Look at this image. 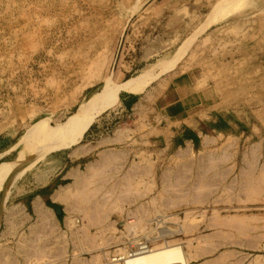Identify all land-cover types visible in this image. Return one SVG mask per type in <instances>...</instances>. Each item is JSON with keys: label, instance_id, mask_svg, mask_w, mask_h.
<instances>
[{"label": "rangeland", "instance_id": "1", "mask_svg": "<svg viewBox=\"0 0 264 264\" xmlns=\"http://www.w3.org/2000/svg\"><path fill=\"white\" fill-rule=\"evenodd\" d=\"M228 1L0 0L1 264H24L15 239L33 238L38 225L51 235L39 240L53 242L57 256L43 254L51 264H107L137 240L172 241L188 264H264V0L219 14ZM145 70L158 76L144 89L120 87ZM93 93L99 111L24 156L43 123L67 124ZM166 95L188 113L163 120L156 108ZM104 155L114 157L101 169L129 184L125 202L86 207L92 220L53 200ZM37 198L52 209L40 221Z\"/></svg>", "mask_w": 264, "mask_h": 264}, {"label": "bare ground", "instance_id": "2", "mask_svg": "<svg viewBox=\"0 0 264 264\" xmlns=\"http://www.w3.org/2000/svg\"><path fill=\"white\" fill-rule=\"evenodd\" d=\"M245 0H234L233 2L231 1H228V3H230L229 5L227 3H224V4H227L228 6H223L221 5L220 6V9H219V14H223V15H227L228 13H230L231 11L235 10V9H240V7H242L241 5H243V2ZM223 12V13H222ZM37 20V19H35ZM242 23V22H241ZM36 30V29H35ZM15 33V32H14ZM31 37V36H30ZM33 43V42H32ZM21 45V44H20ZM11 56V55H10ZM9 57V56H8ZM177 61V56L175 55V57H172L170 58V60H167L166 62H159L158 66H161L160 67V72L162 73V71L165 69L167 70L168 68H172L174 65H175V62ZM152 66V65H151ZM147 69V68H146ZM257 70V69H256ZM153 71V70H152ZM150 70H145L143 71L141 74H139L138 76L136 77H133L132 79H129V80H126L120 87L121 88H124V89H127V90H137V91H141L142 89H144V87L147 86V84H149L152 80H154V78L156 76H158L157 74H152ZM159 72V71H158ZM101 98H102V95L101 93L100 94H96V93H93L92 95H90L88 97V99H86L85 101L81 102L77 109H76V112H74L73 114V118L72 119H69L66 123L68 124H61V123H57V125H54V126H50L49 124H45L43 123L44 125V128L45 130H43L39 136L37 135H34L33 138L30 139L29 141V145L27 146V149H26V152L24 154L25 157H29L30 155L32 156L33 154L35 155V158L37 157L36 155V151L38 150L39 152L42 153V151L45 152V150L47 151V149H51V148H48V147H54L56 146V143H59L61 141H63V139H65L68 134L70 132H73L74 130V124L76 123V121L79 123L78 119L83 118L85 119L90 112H93V111H99L103 104H102V101H101ZM61 117V116H60ZM47 123V122H46ZM36 125V124H35ZM38 125V124H37ZM40 125V124H39ZM42 125V124H41ZM37 128V127H36ZM35 128V129H36ZM30 131H33V130H30ZM37 132V131H36ZM121 132V131H120ZM38 133V132H37ZM27 135V134H25ZM24 138V137H23ZM26 138V137H25ZM19 141V140H18ZM58 145V144H57ZM80 149V148H78ZM84 149V147H83ZM81 150H82V147H81ZM24 151V150H23ZM22 151V152H23ZM37 151V152H38ZM38 152V153H39ZM84 152V150H83ZM86 152V151H85ZM40 153V154H41ZM117 155V154H116ZM222 155V154H221ZM105 157L102 160V162L99 164V167L96 166V168L92 167L89 171V172H78L73 176L74 177V181L69 184V185H66L62 188L59 189V195L56 196V198H53V200H55L56 202L58 203H61L64 205L65 208H67L68 210L71 209L72 212H76L78 214H83L85 217H89V218H92V213H90L91 211L86 208V207H92L95 208V209H98L96 208L97 206H100V209L101 207L102 208H105L104 206L107 205V206H110V204L116 202H125V201H122L123 199V195H125L124 193H126L125 191H127L128 189V186L129 184H127V181L126 183H124L125 181H123V185H121L120 183L117 182V179L115 176L111 175L110 172L111 170H109V175L108 173L104 172L103 170L104 169H101V167H103L104 165H108L107 162H108V159L110 158V160H113V157L114 155H110V156H106L104 155ZM20 157H21V153H20ZM34 157V156H33ZM31 158V157H30ZM34 158V159H35ZM248 158V157H247ZM187 160V159H186ZM223 160V159H222ZM246 160V159H245ZM31 161V160H30ZM98 161V160H97ZM206 161V160H205ZM100 162V161H99ZM97 162V163H99ZM20 163V162H19ZM206 163V162H205ZM213 163V162H211ZM114 165V164H113ZM201 165V164H200ZM209 166V164H207ZM23 166V165H22ZM115 166V165H114ZM189 166V164H188ZM105 167V166H104ZM107 167V166H106ZM105 167V168H106ZM112 167V166H111ZM122 167V166H121ZM136 167V166H135ZM198 167V166H197ZM21 168V167H20ZM31 168V167H30ZM182 168V167H181ZM210 168V166L208 167ZM207 168V169H208ZM17 169V168H16ZM189 169V168H188ZM264 169V168H263ZM41 170V169H40ZM48 170V169H47ZM71 170V169H70ZM76 170V169H75ZM206 170V169H205ZM114 171V170H112ZM208 171V170H206ZM40 172V171H39ZM116 172V171H115ZM119 172V171H118ZM175 172V171H174ZM220 172V171H219ZM218 172V173H219ZM226 173V172H225ZM244 173V172H242ZM262 173V172H260ZM69 174V173H68ZM139 174V173H138ZM106 175V176H105ZM131 175V174H130ZM169 175V174H167ZM172 175V174H171ZM212 175V174H211ZM262 175V174H260ZM109 176V177H108ZM122 176V175H121ZM166 176V175H165ZM219 176V175H218ZM227 176V175H226ZM249 176V175H248ZM199 177V176H198ZM222 177V176H221ZM255 177V176H254ZM261 177V176H260ZM259 177V178H260ZM2 178V177H1ZM258 178V177H256ZM15 179V178H14ZM165 179V178H164ZM214 179V178H212ZM262 179V177L260 178ZM127 180V179H126ZM139 180V179H138ZM183 180V179H182ZM185 180V179H184ZM233 180V179H232ZM258 180V179H257ZM14 181V180H13ZM133 181V179H132ZM142 181V180H141ZM244 181H247V180H244ZM243 181V182H244ZM253 181H256V180H252V183ZM10 182V181H9ZM143 182V181H142ZM207 182V181H206ZM248 183H250V181H248ZM248 183H245L247 184L250 188H252L251 186L253 185H250ZM205 184V183H204ZM7 185V184H5ZM198 185V184H197ZM241 186V185H240ZM257 186V184H256ZM255 188H252V189H257L259 186H257ZM134 188L137 187L136 185L133 186ZM169 186H166L165 188H168ZM171 188L173 186H170ZM199 187V186H197ZM201 187V186H200ZM206 187V186H205ZM234 187V185H233ZM254 187V186H253ZM161 188V187H160ZM171 188H169L170 190H172ZM204 188V187H203ZM207 188V187H206ZM211 188V187H210ZM138 189V188H137ZM146 189V188H145ZM150 189V188H149ZM178 189V188H176ZM195 189V188H193ZM192 189V190H193ZM198 189V188H197ZM259 189V188H258ZM7 190V189H6ZM4 190V191H6ZM133 190V189H132ZM162 190V189H161ZM230 190V188H229ZM241 190V189H240ZM261 190V189H260ZM259 190V191H260ZM202 191V190H201ZM208 191V190H207ZM228 191V190H226ZM148 192V191H147ZM163 192V191H162ZM200 192V191H199ZM206 192V191H205ZM204 192V193H205ZM221 192V191H220ZM229 192V191H228ZM226 192V193H228ZM128 193V196H129V192ZM138 193V192H137ZM165 193V192H164ZM163 193V194H164ZM167 193V192H166ZM192 194L194 193L191 192ZM210 193V192H209ZM133 194V193H132ZM199 194V193H198ZM241 194V193H240ZM248 195V193H246ZM260 194V193H258ZM262 194V193H261ZM131 195V193H130ZM175 195V194H174ZM132 196V195H131ZM130 196V197H131ZM237 196V195H236ZM133 197V196H132ZM136 197V196H135ZM239 197V196H238ZM161 198V197H160ZM193 198V197H192ZM237 198V197H236ZM250 198V197H249ZM248 198V199H249ZM165 199V198H164ZM168 199V198H167ZM239 199V198H238ZM226 200V199H225ZM247 200V198H246ZM254 200V199H253ZM169 201V200H168ZM203 201V200H202ZM230 201V200H229ZM238 201V200H237ZM241 201V200H239ZM245 201V200H244ZM35 202V201H34ZM151 202V200H150ZM172 202V201H171ZM176 202V201H175ZM217 202V201H216ZM155 203V202H153ZM120 204V203H118ZM117 204V205H118ZM152 204V203H151ZM170 204V203H168ZM172 204V203H171ZM128 205V204H127ZM179 205V204H178ZM35 214L37 215L39 221H40V218L44 217L45 215L49 214V211H52L51 208L47 207V206H43L42 203L40 202V200L37 198L36 199V203H35ZM140 206V205H139ZM151 206V205H150ZM111 207V206H110ZM108 207V208H110ZM116 207V206H115ZM119 207V206H117ZM33 208V207H32ZM91 209V210H92ZM107 209V207H106ZM118 209V208H116ZM121 209V208H120ZM137 209V208H136ZM165 209V208H163ZM103 210V209H102ZM64 211V210H63ZM90 211V212H89ZM141 211V209H140ZM139 211V212H140ZM102 212V211H101ZM100 212V213H101ZM106 212V211H105ZM53 214V213H52ZM139 214V213H138ZM155 214V213H154ZM82 215V216H83ZM103 215V214H102ZM127 215V214H126ZM217 215V214H216ZM92 216V217H91ZM165 216V215H164ZM163 216V217H164ZM71 217V216H70ZM81 217V216H79ZM161 217V216H160ZM45 218V217H44ZM48 218V217H47ZM97 218V216H96ZM142 218V217H141ZM172 218V217H170ZM230 218V217H229ZM251 218V216H250ZM254 219V217H252ZM35 219V218H34ZM54 219V218H52ZM71 219V218H70ZM83 219V218H82ZM81 219V220H82ZM85 219V218H84ZM83 219V220H84ZM149 219V217H148ZM231 219V218H230ZM240 219V217H239ZM248 219V218H247ZM252 219V220H253ZM43 220V219H42ZM88 220V219H86ZM93 220V218H92ZM97 220V219H96ZM100 220V219H99ZM138 220V219H137ZM136 220V221H137ZM161 221H163V218L160 219ZM165 220V219H164ZM213 220V219H211ZM232 220V219H231ZM249 220V219H248ZM55 221V220H54ZM66 221V220H65ZM69 221V220H68ZM76 221V220H75ZM140 221V219H139ZM169 221V220H167ZM222 221V220H221ZM220 221V222H221ZM228 221V220H226ZM235 221V219L233 220ZM231 221V222H233ZM247 221V220H246ZM23 222V221H22ZM37 222V221H36ZM43 222V221H42ZM86 222V221H84ZM90 222V221H89ZM93 222V221H92ZM98 222V221H97ZM148 222V221H147ZM184 222V221H183ZM224 222V221H223ZM64 223V221H63ZM129 223V222H128ZM131 223V222H130ZM129 223V224H130ZM222 223V222H221ZM230 223V222H229ZM235 223V222H234ZM239 223V226H240V222L238 221ZM71 224V223H70ZM86 224H88L86 222ZM86 224H85V227H86ZM134 224V223H133ZM140 224V223H139ZM232 224V223H230ZM243 224V223H242ZM241 224V225H242ZM217 225V224H216ZM235 225V224H234ZM238 225V224H236ZM246 225V224H245ZM39 226V225H38ZM38 226L34 229L33 227V232L30 231V234H33L34 237L33 238H28V239H20L19 238V235H17L16 237V241H17V252L16 254L21 256V259H23V263L24 264H31L30 262H33L31 261V257H35V258H39V260L37 262V264H51L53 261H50V262H44L43 259H46L47 256H44L43 254H47V252H50L49 250H53L55 247L53 246V242H47L46 241H39L41 238H43L45 240V237L46 239H48V236L50 234H48V231L47 234H44L45 231H43V234L41 233V231H39V229L41 228H38ZM88 226V225H87ZM91 226V225H89ZM96 226V225H95ZM100 226V225H99ZM136 226V225H135ZM179 226V225H178ZM220 226V224H219ZM228 226V225H227ZM238 226V227H239ZM243 226V225H242ZM8 227V226H7ZM18 227V226H17ZM35 227V226H34ZM50 227V226H49ZM68 227V226H67ZM83 227V228H85ZM218 227V226H217ZM216 227V228H217ZM245 227V226H244ZM13 228V227H11ZM56 228V227H55ZM82 228V227H81ZM103 228V227H102ZM186 228V227H185ZM228 228V227H227ZM241 228V227H240ZM262 228V227H261ZM17 229V228H15ZM53 229V228H52ZM51 229V230H52ZM101 229V228H100ZM246 228H244L245 230ZM31 230V229H30ZM55 230V229H54ZM81 230V229H80ZM85 230V229H83ZM180 230V229H179ZM236 230V229H235ZM238 230V229H237ZM247 230V229H246ZM78 231V230H77ZM100 231V230H99ZM152 231V229H151ZM248 231V230H247ZM251 231V230H250ZM8 232V231H7ZM56 232V231H55ZM73 232V231H72ZM80 232V231H79ZM218 232V231H217ZM237 231H235L236 233ZM37 233V234H36ZM52 233V232H51ZM185 233V232H184ZM12 234V233H11ZM54 235V232L52 233ZM56 234V233H55ZM128 234V233H127ZM225 234V233H224ZM230 234V233H229ZM238 234V233H236ZM22 235V233H21ZM149 235V234H148ZM239 235V234H238ZM246 235V234H245ZM11 236V235H10ZM32 236V235H31ZM51 236V235H50ZM90 236V235H89ZM98 236V235H97ZM127 236V235H126ZM132 236V235H131ZM243 236V235H242ZM24 237V236H23ZM83 237V236H82ZM129 237V236H128ZM201 237V236H200ZM204 237V236H203ZM220 237V236H219ZM255 237V236H254ZM55 238V237H53ZM73 238L76 239V244H79L80 245V242H79V239H78V235L77 233L74 231V235H73ZM72 238V239H73ZM202 238V237H201ZM225 238V237H224ZM38 239V240H37ZM50 239V238H49ZM48 239V240H49ZM112 239V238H111ZM210 239V238H209ZM212 239V238H211ZM228 239V238H227ZM225 239V240H227ZM37 240V241H35ZM99 240V239H98ZM133 240V239H132ZM197 240V239H196ZM262 240V239H261ZM264 240V239H263ZM65 241V240H64ZM194 241V240H193ZM35 242H41V244H37ZM62 242V241H61ZM147 242V241H146ZM145 241H140V240H137L136 241V247L134 250L130 251V252H125L124 250H114L115 252L112 254L111 252V255L108 256V260H109V264H188V261H189V258H187L183 251L181 250V247L176 244V243H172L170 242H166L164 244H161V245H154V246H147ZM196 242V241H195ZM230 242V241H229ZM240 242V241H239ZM247 242V241H246ZM102 243V242H101ZM204 243V242H203ZM65 244V243H64ZM67 244V243H66ZM71 244V243H70ZM90 244V243H89ZM240 244V243H239ZM57 245V244H56ZM85 245V244H84ZM87 245V244H86ZM190 245V244H188ZM235 245V244H234ZM249 245V244H248ZM60 246V245H59ZM91 246V245H90ZM93 246V245H92ZM75 247V246H74ZM133 247V246H132ZM61 248V247H60ZM66 248V247H65ZM90 248V247H89ZM93 248V247H92ZM188 248V247H187ZM248 248V247H247ZM64 249V248H63ZM81 249V248H80ZM9 250V249H8ZM54 251V250H53ZM75 251V250H74ZM79 252V250H77ZM4 252V251H3ZM51 253V252H50ZM59 253V252H58ZM80 253V252H79ZM237 253V252H236ZM52 255L50 256V258H54V255L53 253H51ZM189 254V253H188ZM78 253L75 251L73 252V257L74 256H77ZM107 255V253L105 254ZM190 255V254H189ZM223 255V254H222ZM221 255V256H222ZM225 255V254H224ZM230 255V254H229ZM57 256V255H56ZM98 256V255H97ZM6 257V256H5ZM107 257V256H105ZM4 258V257H3ZM10 258V257H9ZM8 258V259H9ZM48 258V257H47ZM57 258V257H56ZM64 258V257H63ZM230 258V257H229ZM260 258V257H259ZM33 259V258H32ZM77 259V258H75ZM97 259V258H96ZM191 259V258H190ZM257 256H256V260H257ZM30 260V261H29ZM37 260V259H36ZM255 260V259H254ZM8 261V260H7ZM47 261V260H46ZM211 261V260H210ZM222 261V260H221ZM36 262V261H35ZM78 262V261H77ZM92 262V261H91ZM97 262V261H96ZM215 262V260H214ZM219 262V261H218ZM257 262V261H256ZM263 262H264V259H263ZM107 263V264H108ZM220 263V262H219ZM1 264V263H0ZM5 264V263H4ZM11 264V263H10ZM14 264V263H13ZM86 264V263H85ZM96 264V263H95ZM216 264V262H215ZM218 264V263H217ZM239 264V263H238ZM256 264V263H255Z\"/></svg>", "mask_w": 264, "mask_h": 264}, {"label": "crops", "instance_id": "3", "mask_svg": "<svg viewBox=\"0 0 264 264\" xmlns=\"http://www.w3.org/2000/svg\"><path fill=\"white\" fill-rule=\"evenodd\" d=\"M161 104L157 102V111L159 116L167 118L169 120H174L176 118L184 117L188 111L187 107H185L179 101L173 100L170 96L166 95L162 99H160Z\"/></svg>", "mask_w": 264, "mask_h": 264}]
</instances>
